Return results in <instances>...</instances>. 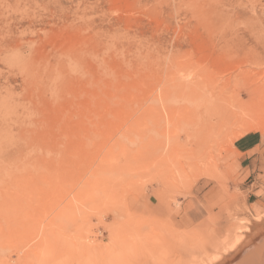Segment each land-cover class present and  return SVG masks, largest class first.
I'll return each mask as SVG.
<instances>
[{"label":"rangeland","instance_id":"1","mask_svg":"<svg viewBox=\"0 0 264 264\" xmlns=\"http://www.w3.org/2000/svg\"><path fill=\"white\" fill-rule=\"evenodd\" d=\"M263 62L264 0H0V264H264Z\"/></svg>","mask_w":264,"mask_h":264},{"label":"bare ground","instance_id":"2","mask_svg":"<svg viewBox=\"0 0 264 264\" xmlns=\"http://www.w3.org/2000/svg\"><path fill=\"white\" fill-rule=\"evenodd\" d=\"M231 6H232V5H231ZM234 8H235V7H234ZM233 38H234V37H233ZM233 40H234V39H233ZM85 44H86V43H85ZM141 44H142V43H141ZM81 46H82V45H81ZM68 53H69V52H68ZM72 56H73V54H72ZM262 58H263V57H262ZM74 60H75V59H74ZM255 62L258 63V64L260 63V62H257V59L255 60ZM74 63H75V62H74ZM252 63H253V62H252ZM256 63H253V64H256ZM263 63H264V62H263ZM261 64H262V62H261ZM261 64H260V65H261ZM260 65H259V66H260ZM89 72H90V71H89ZM67 73H68V71H67ZM72 79H73V78H72ZM76 79H77V78H76ZM65 80H66V79H65ZM94 82H95V81H94ZM75 85H76V84H75ZM167 85H168V84H167ZM154 87H155V86H154ZM78 88H79V87H78ZM80 88H81V87H80ZM76 89H77V88H76ZM81 91H82V90H81ZM81 91H80V92H81ZM77 92H78V91H77ZM66 98H67V97H66ZM155 99H156V98H155ZM154 106H155V105H154ZM158 106H159V105H158ZM152 108H153V107H152ZM157 109H158V108H157ZM152 110H153V109H152ZM49 111H50V110H49ZM57 112H58V111H57ZM148 112H149V111H148ZM148 112H147V113H148ZM150 112H151V111H150ZM150 112H149V114H147V113H146V114H147V115H150ZM153 112H154V111H153ZM42 113H43V112H42ZM56 115H57V114H56ZM61 115H62V114H61ZM170 115H171V114H170ZM59 118H60V117H59ZM42 119H43V118H42ZM42 119H41V120H42ZM46 120H47V118H46ZM61 123H62V122H61ZM31 130H32V129H31ZM53 131H54V130H53ZM22 141H23V140H22ZM174 166H175V165H174ZM176 166H177V165H176ZM176 166H175V167H176ZM178 170H179V171H182V169H181L180 167L178 168ZM176 172H177V170H176ZM182 172H183V171H182ZM178 177H179V176H178ZM234 241H235V242L233 243V245H232L233 247H232V248H235L236 246H238L239 243L241 242V239H238V238H237V240H234ZM252 255H253V254H252ZM253 256H254V255H253ZM254 257H255V256H254ZM219 258H220V257H219ZM215 259H217V258L215 257ZM249 259H250V257H249ZM263 259H264V258H263ZM248 261H249V260H247V262H248ZM252 261H253V262H252V264H253V263H254V260L252 259ZM255 261H256V260H255ZM257 262H258V261H257ZM249 263L251 264L250 261H249ZM255 263H256V262H255ZM257 264H258V263H257Z\"/></svg>","mask_w":264,"mask_h":264}]
</instances>
